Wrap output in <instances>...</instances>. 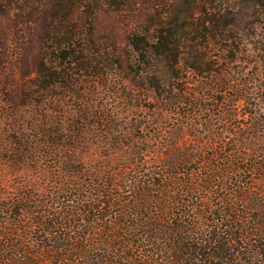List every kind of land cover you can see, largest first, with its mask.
I'll list each match as a JSON object with an SVG mask.
<instances>
[{"label": "trees", "instance_id": "trees-1", "mask_svg": "<svg viewBox=\"0 0 264 264\" xmlns=\"http://www.w3.org/2000/svg\"><path fill=\"white\" fill-rule=\"evenodd\" d=\"M0 14V264H264V0Z\"/></svg>", "mask_w": 264, "mask_h": 264}, {"label": "rangeland", "instance_id": "rangeland-1", "mask_svg": "<svg viewBox=\"0 0 264 264\" xmlns=\"http://www.w3.org/2000/svg\"><path fill=\"white\" fill-rule=\"evenodd\" d=\"M0 18H1V14H0Z\"/></svg>", "mask_w": 264, "mask_h": 264}]
</instances>
